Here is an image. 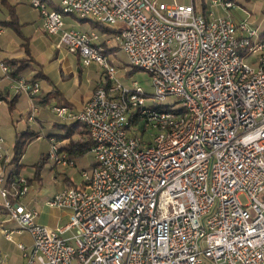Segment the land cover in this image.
Instances as JSON below:
<instances>
[{"label":"built area","instance_id":"built-area-1","mask_svg":"<svg viewBox=\"0 0 264 264\" xmlns=\"http://www.w3.org/2000/svg\"><path fill=\"white\" fill-rule=\"evenodd\" d=\"M29 1L42 31L84 66L98 64L101 79L79 110L51 107L86 128L94 158L81 171L82 184L46 201L67 212L62 226L37 223L36 210L20 202L29 192L25 178H15L9 196L0 135V209L15 232L30 236V246L17 244L23 264H264L261 32L247 20L197 10L192 0ZM214 5L229 10L234 1ZM62 13L120 27L102 39L94 29L64 28ZM102 42L120 47L128 65L149 75L151 93L120 81ZM8 71L0 55L9 88L38 94L37 80ZM167 98L180 106L160 103ZM36 113L33 106L25 118ZM48 140L52 166L74 167L55 138ZM2 232L10 240L13 231Z\"/></svg>","mask_w":264,"mask_h":264},{"label":"rangeland","instance_id":"rangeland-1","mask_svg":"<svg viewBox=\"0 0 264 264\" xmlns=\"http://www.w3.org/2000/svg\"><path fill=\"white\" fill-rule=\"evenodd\" d=\"M52 3L57 4L59 0H51ZM158 2H178L188 4L191 0H157ZM197 10H202L205 7L207 10L213 12L214 16L230 15L234 22L240 20H247L249 26L257 28L259 32L264 31V0H233L234 7L226 10L220 6H210L211 0H192ZM49 9H54L53 6H49ZM13 13L16 19V24L9 26H2V33L0 35V55L10 56L14 54H25V58L30 55L35 59L37 63L49 64L53 60L60 62L63 53L61 49L56 48L55 44L58 43L56 35H48L41 29V18L39 12L35 6L30 5L29 0H0V15ZM64 20V28L74 29L79 31H89L94 29L99 31L98 26L92 25L94 20H82L78 16H72L70 14L62 13ZM111 28H118L120 24L108 26ZM57 41V43H56ZM53 44V48L51 45ZM112 50L105 52V56L111 61L113 66L117 69V74L122 75L120 81L129 85L132 81L142 88L147 93L152 92V86L150 84L149 75L141 69H136L128 65L126 55L122 52L120 47L112 45ZM57 47V45H56ZM64 68L70 69L72 72H67L63 77L62 91L63 95L61 102L67 101L74 106V103H79L81 100L89 96L91 87L101 72L98 64L95 62L84 66L80 61H75L74 56L71 53H67L64 56ZM38 63V64H39ZM59 67V73L63 69L62 65L56 64ZM69 65V66H68ZM68 69V70H69ZM64 70V69H63ZM67 70V71H68ZM127 76V79L124 78ZM26 76V75H25ZM5 84V82H3ZM44 92L47 88L45 80H40L39 84ZM13 93V91H11ZM40 92V93H41ZM20 93L19 98L13 105L9 106L8 100H2L0 102V135L3 140L4 149L12 152L14 135L30 133L39 134L38 138H34L29 141L23 150L20 158V174L19 176L26 179L31 178L33 181L35 177V166L33 164L38 163L40 157L44 153H48L51 149V144L45 135H63L65 131L60 125H68L69 122L59 118L54 112L51 111V107L55 105L57 100L52 102H40L36 104L38 112L36 114L35 121L27 122L25 115L32 108L34 103L32 98L27 96L23 92ZM39 93V94H40ZM173 100L167 98L165 101L160 102L164 104H171ZM158 103V104H160ZM179 103H173L172 107H179ZM75 108V107H74ZM28 132V133H25ZM76 138V133L74 134ZM74 138V136H73ZM94 162L93 155L90 151L84 153L81 157L75 159L76 165L74 167H51L50 163L46 162L39 168L40 180L33 183V188L30 187L31 183H28V193L20 198V202L26 204L28 207H32L37 212L36 222L44 225L48 228H55L62 226L67 221V213L56 207H51L46 204V201L66 186V180L70 179L76 186H79L84 181V176H81V171H87L91 164ZM18 170V169H17ZM35 198V199H34ZM245 202V197H240ZM1 201V197H0ZM27 202L29 204H27ZM0 221H9L10 218L7 214L0 215ZM3 219V220H2ZM11 225V223H10ZM13 225V224H12ZM17 227V225H15ZM13 231L15 232L16 227ZM12 232L8 243V248L5 245L3 247V253L8 255L14 261H17L21 256V251L17 249L16 242L31 243L30 236L26 231H21L23 234L16 238ZM2 253V252H1Z\"/></svg>","mask_w":264,"mask_h":264},{"label":"crops","instance_id":"crops-1","mask_svg":"<svg viewBox=\"0 0 264 264\" xmlns=\"http://www.w3.org/2000/svg\"><path fill=\"white\" fill-rule=\"evenodd\" d=\"M8 20H10V16L8 14H5V15L4 14H1L0 15V21L2 23L8 22ZM56 39L58 41V37ZM57 41H56V43H57ZM50 45H51V48H53V44H50ZM56 45L57 44H55V46H54L55 49L56 48H59V49H61L60 50L61 51V54L63 53L62 58H60L61 59L60 62H58L57 59H56V61L53 60L49 64H45L44 65V64L39 63V62H38L39 63L38 64L36 61L34 62L35 59L31 55H30V57L25 58V54H19L18 55V54H14V53H12L10 56H7V57L4 56V58H8V59H19V60L20 59L21 60L25 59L26 70L24 71V74L23 75H26V77L32 78L34 80H37V82H40V80H45L46 81L47 88H45L44 92L42 93L41 91H43V90L40 87V90H39L38 94L35 95L34 97H32V99H33L32 101L34 103H32L31 105H33V106L36 107V104L35 103H38V101H39V103L40 102H52V100L54 99V100H57V102L55 104H66L68 107H70V108H72L74 110H79L82 107V105L91 96L92 91H93L95 85L100 81V79H101V72L99 73L97 79H95V82H94V84L91 87V91H90V94H89L88 97H86L85 99L81 100L79 103H74V106H72V104L69 103V102L67 103V101L61 102L62 100H65V99H62L63 98V95H61V91L63 89V87H62V82L64 80L63 77L65 76V74L67 72H72V70H70L69 68H68L69 70L64 68V60H65L64 56H66L67 53H69V52L63 46H57L56 47ZM71 55L74 56L75 61H77V62L79 61V59L77 58V56H75L73 54H71ZM58 63L60 65H62V67L64 69V70L63 69L61 70V73H59V67L56 65ZM3 82H5V84ZM11 91L12 90L9 88V80L8 79H3L2 78V75H0V93H1L2 96L7 97V100L10 101L9 104L13 105L16 102L17 98H19L20 93L14 92V91L12 93ZM1 102H2V100H1ZM30 107H29V110H30ZM37 112H38V109H37ZM36 119L37 118H36V115H35V118L32 121H35ZM25 120L27 122H29L26 118H25ZM77 136L78 135L76 134V138H77ZM15 137H16V134L14 135V138ZM36 138H38V136ZM74 138H75V135H74ZM67 142L68 141L66 139H63V140H60L59 141L61 147H63V145L65 143H67ZM13 144H14V142H13ZM44 154H46V153H44ZM3 155H4V159L6 160V163H7V165H5V166H7V169L12 168L15 164L16 165L20 164V159L17 162H15L13 164H10L9 161H10L11 156H12V152L11 151L9 152L8 150H6V153L3 154ZM48 163H50L51 167H53L52 166V163L50 161H48ZM18 172L20 174V166L18 168ZM26 178H28V177H26ZM29 179H30V183H31L30 187L33 188V183H35V181H39L40 180V175L34 181L31 178H29ZM69 182H72V181L70 179H68V182H67V180H66V186L69 185ZM27 204H29V203L27 202ZM62 211H65V210H62ZM0 215H5V212L3 210H1V209H0ZM36 220H37V218H36ZM37 222H38V220H37ZM10 223H11V225H10ZM12 224L14 226L16 225L15 222H12L10 220L9 221H6V222H4V220L2 222L0 221V264L1 263H3V264H23L24 263V258L22 256V251L17 247V244H18L17 242H16V247H17L18 250L21 251V256L19 257V259L17 261H14L11 258L10 255H8L7 258H5L6 254L4 255V253H3V247L6 244L8 245L9 240H7L4 237V234H3L4 232H2V230L6 229V230L13 231L15 228L12 227L13 226ZM22 234H23L22 232L21 233L14 232V236L16 238H18L19 236H22ZM30 242H31V240H30ZM21 243L25 244L27 247L30 246V244H31V243H24V242H21ZM7 248H8V246H7Z\"/></svg>","mask_w":264,"mask_h":264},{"label":"trees","instance_id":"trees-1","mask_svg":"<svg viewBox=\"0 0 264 264\" xmlns=\"http://www.w3.org/2000/svg\"><path fill=\"white\" fill-rule=\"evenodd\" d=\"M233 1V0H232ZM53 6V5H51ZM54 9H56V6H53ZM205 7L202 8V10ZM10 16V20H8V22L2 23L0 21V26H9V25H15L16 24V19L14 18L15 16L13 15L12 12H10L8 14ZM74 16V15H72ZM82 20H90L89 18H81ZM93 27L94 26H98L99 29V33L102 34V39L103 37H111L112 34L114 33V29L108 26H104L101 24H98L97 22H93L92 23ZM262 36L264 37V31H262ZM102 44L105 47V51L108 52L110 50H112L113 46L110 45H105L104 42H102ZM116 47V46H115ZM4 61L7 63L8 67H9V75L15 77V76H19V75H23L24 71L26 70V65H25V59L23 60H19V59H8V58H4ZM100 82V81H99ZM99 82L95 85V87L99 84ZM94 87V88H95ZM0 98L1 100H7V97H4L1 95L0 93ZM8 103H10V101H8ZM11 104H9L10 106ZM29 111V110H28ZM27 111V113H28ZM26 113V114H27ZM60 127L65 131V133L62 135H53V134H47L45 135L46 138H49L51 136H54L55 140L59 143L60 140L66 139L68 142L65 143L63 145V147H61L60 145V150L61 151H65L68 155L69 158L73 159L75 161V159L77 157H81L84 153H86L87 151H90L91 145H92V141L88 135V132L86 130V128L80 124L79 122L76 121H71L69 122L68 125H60ZM28 133V132H25ZM77 134V138H73L74 134ZM31 136H27V134H18L16 135V137L14 138V144L12 147V156L10 159V164H13L15 162H17L20 158L21 155L23 153V150L25 148V145L31 141L32 139L36 138L37 136H39V134L37 133H30ZM60 144V143H59ZM49 161V157H48V153L46 154H42L38 163L33 164L35 166V177L39 176V168H41V165L48 162ZM7 165V163H6ZM76 165V163H75ZM92 165V164H91ZM5 166V165H4ZM20 164L18 165H14L12 168L7 169V166H5V175H4V188H6L9 192V196L11 198L12 197V193L15 192V190L18 188L17 184H16V179L19 176V172H18V168H19ZM30 182L29 178H26V183L28 184ZM69 185H74L72 182H69Z\"/></svg>","mask_w":264,"mask_h":264}]
</instances>
